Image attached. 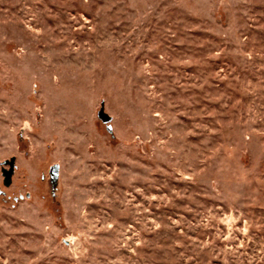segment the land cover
<instances>
[{
  "label": "rangeland",
  "instance_id": "1",
  "mask_svg": "<svg viewBox=\"0 0 264 264\" xmlns=\"http://www.w3.org/2000/svg\"><path fill=\"white\" fill-rule=\"evenodd\" d=\"M0 264H264V0H0Z\"/></svg>",
  "mask_w": 264,
  "mask_h": 264
},
{
  "label": "water",
  "instance_id": "2",
  "mask_svg": "<svg viewBox=\"0 0 264 264\" xmlns=\"http://www.w3.org/2000/svg\"><path fill=\"white\" fill-rule=\"evenodd\" d=\"M104 116H105V118H106V120H109V117L108 116H106L105 114H103ZM14 157L10 160V161H6L7 163H9L10 164V169L9 170H5V169H3V171H4V175H5V177H6V179H5V184L6 185H9L10 184V182H11V180H10V177H11V175H12V173H13V169H14Z\"/></svg>",
  "mask_w": 264,
  "mask_h": 264
}]
</instances>
